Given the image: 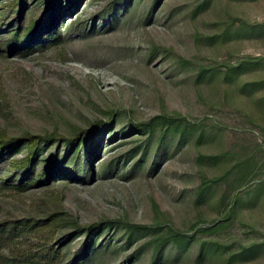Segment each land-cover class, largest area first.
<instances>
[{"label": "rangeland", "instance_id": "374dc122", "mask_svg": "<svg viewBox=\"0 0 264 264\" xmlns=\"http://www.w3.org/2000/svg\"><path fill=\"white\" fill-rule=\"evenodd\" d=\"M111 1H76L71 15L63 9L59 46L0 54V131L7 136L71 137L113 125L98 137L91 179L65 170L52 185L19 187L22 172L0 167L7 187H0V222L54 215L57 242L99 222L159 224L195 237L165 264H264V0H160L149 21L154 0H131L117 20L98 18L83 31ZM71 20L84 24L77 34L66 29ZM162 116L170 125L130 130ZM63 151L60 145L49 156ZM249 158L248 174L239 163ZM203 181L211 187L202 195ZM150 235L127 243L124 224L106 228L99 251L76 264H150L151 248L143 249ZM85 239L69 251L59 243L67 259ZM202 247L217 249L202 256Z\"/></svg>", "mask_w": 264, "mask_h": 264}, {"label": "trees", "instance_id": "16d2710c", "mask_svg": "<svg viewBox=\"0 0 264 264\" xmlns=\"http://www.w3.org/2000/svg\"><path fill=\"white\" fill-rule=\"evenodd\" d=\"M76 1L79 0H45L44 4L41 5L39 0H32L31 4L28 0H0V54L28 56L46 45H61L65 40L62 30L65 26L57 27L59 21L57 17L61 15L63 9H69L65 13L71 15L76 6ZM159 1H153V7L147 14L148 21L152 18L153 11ZM130 2L131 0H113L109 2L106 9L94 16L91 25L85 26L83 31H92L95 28V20L98 18L107 20L114 16L117 20L119 18L117 9L124 3L127 5ZM64 17L60 20H63ZM69 23L70 25L66 29L71 35L77 34V30H81L84 25L73 20ZM169 119V117L162 116L150 122L135 123L132 124V128L129 127L130 130L144 134L150 129L153 131L157 122L161 125H170L172 119ZM112 127V123L109 127L100 124L95 134H90L92 133L90 130L78 129L71 137L64 136L59 132H50L43 135L25 133L10 137L0 131V167L8 164L14 168L15 172L12 175L15 177L22 172L18 176L21 178L18 183L19 187L22 185H52L54 184L53 178L59 177L65 170L73 176L89 177L91 179L95 174L94 161L101 147L98 137L108 131L110 132ZM60 145L65 148L63 155L58 153L55 156H49L53 149H58ZM21 154L24 156L19 159L18 157ZM53 157L56 160L55 165H47V161ZM253 163L254 159L249 158L244 162H240L239 165L246 166L249 174L253 170ZM38 165L41 166V171L36 174L35 168ZM104 169L101 168V171H104ZM218 181L219 179H216L211 182L217 183ZM4 184L6 183L0 181L1 189L7 188L6 186L2 187ZM210 187V182L203 181L202 195L207 193ZM233 207L234 204L232 209ZM56 224L57 219L54 215L44 220L18 219L0 222V264H76L90 253L99 251L95 247L98 234L106 228L108 230L113 227L117 229L123 224L130 232L127 243L133 240L136 233H152L150 240L146 242L147 244L143 248H151L150 264H165L167 259L171 257V253L177 260L189 250L195 239L193 235L189 236L171 226L159 224L154 226L135 225L115 220L82 227L77 226L73 232L65 235L60 239V242H57L55 240ZM222 228V223L217 227H213V229ZM84 234L86 239L81 245V249L73 257L67 259L66 254L60 248V244L66 245L69 251L70 243ZM212 243L216 247L220 245L217 242ZM216 249L215 247L209 248L206 253L204 247H202L200 255L207 256L211 251L212 253L215 252ZM244 253L243 251L239 254Z\"/></svg>", "mask_w": 264, "mask_h": 264}]
</instances>
